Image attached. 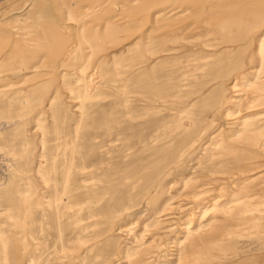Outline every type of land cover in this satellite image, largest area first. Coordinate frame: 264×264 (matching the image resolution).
Returning a JSON list of instances; mask_svg holds the SVG:
<instances>
[{
  "label": "rangeland",
  "instance_id": "374dc122",
  "mask_svg": "<svg viewBox=\"0 0 264 264\" xmlns=\"http://www.w3.org/2000/svg\"><path fill=\"white\" fill-rule=\"evenodd\" d=\"M27 1L0 0V20H8L0 22V264H264V205L256 206L257 196L249 207L263 211L242 216L258 218L261 232L235 225L240 220L227 235L221 224H208L206 215L197 246L184 242L178 258L171 243L196 189L210 188L204 193L212 192L210 197L224 192L216 193L217 183L198 189L184 180L190 176L202 185L231 176L210 173V151L202 150L208 133L264 108L252 113L240 104L222 114L221 86L212 76L217 66L193 71L194 77L178 74L169 24L173 16L197 14L184 10V3L166 5L170 0H38L29 14ZM158 9L163 19L155 22L152 12ZM68 12L72 20L63 19ZM198 31L186 30L184 37H212L197 36ZM231 145L237 150L222 157L228 160L224 169L245 165V157L256 167L252 175L264 167V150L251 156L238 137ZM179 153L189 167L185 173L191 171L185 177L168 170ZM84 162L95 166L92 177L79 173ZM164 174L175 182L161 194L171 196L172 207L155 213L148 200ZM64 180L71 197L63 195L57 204ZM86 198L95 225L79 232L87 218L77 221L85 212L76 208ZM163 218L168 225L160 223ZM76 234L87 241L78 243ZM139 246L144 255L137 253Z\"/></svg>",
  "mask_w": 264,
  "mask_h": 264
},
{
  "label": "bare ground",
  "instance_id": "6f19581e",
  "mask_svg": "<svg viewBox=\"0 0 264 264\" xmlns=\"http://www.w3.org/2000/svg\"><path fill=\"white\" fill-rule=\"evenodd\" d=\"M37 1L38 0L27 1L28 2L27 4L30 5V7L28 8L29 14H31L32 6H34V4ZM160 1L164 2L167 0H160ZM197 1L198 0H170L168 4H166L169 6L171 4L174 5V3H179V4L184 3L185 4V6H183L184 10L189 9L193 11V12L190 11L193 14H197L196 16H194V19H190L187 17L180 18L179 16H173L174 19H172V22L169 24V27L173 25V29L171 33L172 36H174V39H176V42L174 41L176 44L171 49L176 71L178 72V74L180 72L182 76L191 75L192 77H194L193 73L199 69H202L204 67L209 68V67L217 66L214 75H212L213 80L216 81V85L221 86L220 90L222 92L221 94L222 100L220 99L217 108L221 109L222 114L228 116L232 113L231 112L232 106L237 107L238 105L242 104L241 105L242 109L252 110L253 108L252 110L253 113V111H255L254 109H257V106L264 104V0H216V1L201 0L202 3L200 4H197ZM166 5H164L163 8L164 7L166 8ZM161 9L162 8H160V10ZM160 10L158 9L152 12L151 19H154L155 22H158L159 20L163 19V14L158 12ZM71 17H72L71 14L68 12L66 13V17H63V19L69 20ZM10 19L15 20V17L11 16L9 17V20ZM7 21L0 20V22H4V23H6ZM194 27L199 29V31L197 32L198 33L197 36L201 37L207 34H211L212 37L209 35L211 38L199 39L197 41L192 40V38H194L193 36L186 35L187 38L184 37L185 34L184 31L192 29ZM220 29H223L225 32H227V34H223L224 32L221 33ZM181 39H185V41L187 42L184 43ZM71 43L68 45H71ZM66 47L67 44L65 48ZM162 50L166 51L170 49H162ZM197 50L201 51V53H197ZM183 58L184 60H182ZM38 66L39 64L36 67ZM81 73L84 74L85 71L81 70ZM191 76H187V77L189 78ZM87 82H89V85H91L89 79L87 80ZM223 104L224 106H222ZM261 108L256 110L253 113V115L251 113L242 114L240 117H238L239 119L235 118L234 121L228 123L229 124L228 126L223 127V125L220 124L219 126H217V128L209 132L207 135L208 139H206V142L207 141L208 142L206 143L205 147H203L202 150L210 151L208 157L209 160L211 161V163H209L210 167L208 168L210 173H216V174L218 173L223 175L224 174L226 175L228 173L231 176L218 177L219 176L218 175L217 178L213 177L210 180H206L207 182H204L202 185L193 184L199 180L197 179L193 180L192 177L190 176H189L190 178L188 177L186 179L181 177L182 179H185L184 185H186L188 182H191V184L189 185L191 188L193 187L200 189L201 186L203 185L206 186V184H208L209 186V184L217 183L216 184L217 186L215 187L218 188L219 191L216 189L217 190L216 193L223 191L224 192L218 195L215 194V196L212 197H210L209 195V194L212 195V192L209 193L207 196L204 195V193H207V191L210 188L198 190V191H196L197 190L196 189L192 193L193 197L191 196V198L193 199L191 205L185 208L186 214L182 215V217L186 216L184 217L185 218L183 222L184 225L182 227L179 226V228L174 234L173 239L171 240V243L173 244L172 246H175V249H177L176 256L178 258L181 255V249H182L181 245L184 242H189L191 244L196 242L197 244H199L198 242H200L203 238V234H202L203 227L207 223L209 224V222L221 224V227H223L222 228L223 231L227 235L231 232L229 227L232 226V223L236 221L241 222L240 220H243L242 223H236L235 225H242L241 228L247 230V232H253V233L261 232L262 224L259 222V220H257L258 218L252 220L251 218H248V214L247 216L244 214V217L242 215L245 212H251V210H256V211L262 210L260 208L255 209V207H249V204H251V198L253 196L255 197L257 196L258 198H261V200L256 203V206L260 204L264 205V172H263L264 167H262L261 169L260 167L262 165L258 166V168L260 169L254 172V175H252L253 173L252 172L250 173L249 171L254 170V168L256 167L247 162V159H249V157H245L246 159L245 165H241L240 163V166L233 169L227 168V166L224 169V164H226L228 160L224 161L225 158L222 159V157L225 154L231 153L233 150H237V147L231 145L233 140L237 137L241 139L244 145L246 144L249 146V147H245V150L248 154L250 153V155L251 153L255 155L259 150L260 151L264 150V142L259 141L260 135L264 134V132L261 131V130L264 131V108L263 109ZM259 131H261L262 133H259ZM244 154L243 156H245ZM203 156L206 155L204 154ZM183 157L184 156L180 154L177 157L176 161L174 160L175 162L173 163V165L171 167L168 166L169 169L168 168L167 169L169 170V173H173L174 175L179 173V175L181 176L183 175V177L191 173V171L185 173V171L189 167H186ZM235 157L236 156L234 155V158ZM240 159L241 158H239V160ZM232 162L234 163V161ZM229 163H231V161H229ZM253 163L255 165V161ZM257 165L259 164H256V166ZM94 169L95 166L93 164L87 165L84 162L78 165L79 173L86 177H92L95 171ZM201 170H203V168ZM39 171L40 170L38 167L37 172ZM246 172L249 173L246 174ZM169 173L167 172L166 174L168 175ZM166 174H164V176L163 175L159 176L155 180L157 191H155L156 193H154V195H152L148 200L149 203L154 207L153 210L155 213H159V212L162 213V211L166 212V210H169V206L171 204L170 202L167 201L169 198H171V196L168 198H164V197L161 198V196H163L161 194L162 193L166 194V192H168L169 190L171 191V189L173 188L172 185L175 183V182L169 183L170 180L166 178L165 176ZM193 175H195V173ZM43 180L46 181L45 178H43ZM65 181L66 180H64L62 186V192L58 194L59 195L57 196L58 198L56 197V199L59 200L57 201L58 202L57 204H60V202H62L63 197L64 198L71 197L69 195H65L68 192L66 191L67 184H65ZM255 181L258 182L256 183ZM84 186L85 185L81 184V188H84ZM154 190L155 189H153V192ZM241 191L246 192L243 195V198H240V196H238V194ZM214 193L215 192H213V194ZM197 194H203L204 197L202 196L203 198L194 199V196H197ZM222 195H224V198ZM181 202L183 203L184 201ZM90 203L91 201L88 198H86V200L79 202V205L76 208V212L78 213L85 212V216H81L77 221L81 220L82 218H87L84 224L82 222L83 225H79V223L77 222L79 225V227L77 226L79 232L86 230L87 227H93L95 225L94 212L93 209H91L92 205ZM186 203L184 202L185 205H187ZM47 204L51 206V202H47ZM178 205L179 203L177 204V206ZM66 206H67L66 203L62 204V207H66ZM171 207L172 204L170 208ZM182 209L181 211H183ZM206 215L207 217H209L207 218V220H205L207 221V223L205 222L204 224H202L201 220L203 219V217H206ZM160 223L164 225H166L165 223H167L168 225L166 218L162 220ZM190 223L191 225L193 223L194 227H196L194 230L189 229ZM109 229H111V227ZM117 229L118 231L121 230L120 225H117ZM89 231L92 232L94 235H96V231L94 232L93 228L92 230ZM213 232L215 233V229L213 230ZM74 240H76L80 244L87 241V239H85V237L80 236V234H76V238ZM194 245L193 247H195ZM143 251L145 250H143L139 246L137 253L144 255L146 252L144 253ZM136 264H141V262ZM146 264H151V263H146Z\"/></svg>",
  "mask_w": 264,
  "mask_h": 264
}]
</instances>
